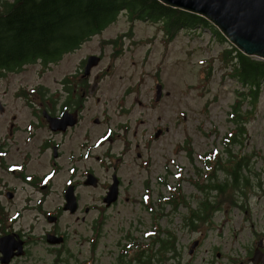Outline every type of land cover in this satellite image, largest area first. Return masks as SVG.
I'll return each instance as SVG.
<instances>
[{"label":"rangeland","instance_id":"rangeland-1","mask_svg":"<svg viewBox=\"0 0 264 264\" xmlns=\"http://www.w3.org/2000/svg\"><path fill=\"white\" fill-rule=\"evenodd\" d=\"M157 24L151 20L131 21L126 12H121L117 21L66 53L58 63L44 65L43 69L40 61L29 63L22 71L3 77L0 91L7 86L38 83L63 89L64 77L78 71L82 59L90 54L101 56L84 85L88 94L85 122L92 131L94 144L90 150L94 153H85L81 161L83 169L96 167L103 180L119 167L122 193L115 205L104 209L110 219L104 237L107 244L98 240L93 249L96 234L88 228L86 239L76 240L85 241L73 247L77 250L80 246L81 252L77 251L71 262L83 259L87 264H114L119 252L115 241L125 231L117 227H127V221L138 216L164 213L178 220V216H193L195 210L202 218L198 233L185 235V257L192 244L189 238L199 237L202 243L196 251L198 264L208 263L216 244L221 246L222 256L214 252L215 264H242L240 260L246 259L248 249L264 234V84L256 102L239 95L245 86L231 74L220 53L227 43L213 35L209 26L179 27L173 38L166 40ZM82 73L79 78L71 74L73 84L81 81ZM159 83L162 93L157 98ZM58 93L64 96L62 91ZM94 116L100 121L103 118V123L95 122ZM1 118L0 112V123ZM158 127L163 131L156 136ZM1 133L0 125V136ZM109 149L117 156L108 157ZM68 152L66 149L65 154ZM96 153L103 156L96 159ZM237 162L244 164L239 187L228 185L219 191L213 183L231 181L233 174L225 165L235 168ZM246 176L250 178L247 183ZM55 183L62 185L58 179ZM79 188L83 203L100 204L101 186L81 184ZM233 188L243 206L231 204V191L224 196ZM179 193L183 198L173 199ZM58 194L48 197L47 207L59 203ZM220 197L216 210H208L205 215L203 201ZM100 208L87 213L88 221L102 215ZM36 212L29 210V222L34 225L33 231L41 235L50 224ZM68 218L76 219L75 215H66ZM24 222L27 224L26 219ZM71 242L74 245L75 240ZM45 249V244L34 247L22 264H50L52 255ZM92 256L94 260L89 262ZM244 264L249 263L246 260Z\"/></svg>","mask_w":264,"mask_h":264},{"label":"flooded vegetation","instance_id":"flooded-vegetation-1","mask_svg":"<svg viewBox=\"0 0 264 264\" xmlns=\"http://www.w3.org/2000/svg\"><path fill=\"white\" fill-rule=\"evenodd\" d=\"M39 63L43 69L44 64ZM85 67L86 58L81 60L78 71L67 75L72 79L71 74H77L79 78L80 72H83L80 75L81 81L74 83L73 87L52 89L38 83L29 87L7 86L0 91V238L7 237L4 246L13 247L15 252L23 248V251L14 254L9 262L2 260L3 253L0 250V264H22V259L30 256L34 247L38 248L39 244H45L46 253L52 255L50 264H78L79 261L81 264H87V260L83 259L76 262L70 260L76 257L77 251L81 252L80 246L77 250L73 247L85 241L76 240L86 239L84 235L87 234L88 228L96 234L92 242L93 249L98 240L99 243L107 244L104 237L107 234L106 224L110 219L104 215V209L118 202L123 179L117 172L119 167H116L106 180L102 179L93 165L83 169V155L94 153L90 150L94 144L91 143L92 131L88 128L87 120L85 122L88 94L84 85L88 84L87 76L91 74H85ZM20 71L22 70H9L3 77ZM79 84L81 86H78ZM60 91L64 96L57 94ZM60 117L62 119H59ZM74 119L76 121L72 124ZM93 120L98 124L103 123V118L100 121L98 116H94ZM158 131L161 134L163 129L158 127L155 135ZM66 149L69 150L67 155ZM94 156L100 159L103 155L96 153ZM107 156L113 158L117 153L109 149ZM120 159L121 156L118 157V160ZM101 168L100 165L99 170ZM104 168L108 169V166ZM10 174L14 178L10 177ZM55 179L62 182V185L56 184ZM114 183H117L116 188ZM81 184L102 187L98 194L100 204H86L81 201ZM55 192H59V203L47 207L48 197ZM68 202L70 206L66 207ZM98 206H101L102 215L88 221L90 218L87 213ZM72 207H75V210H71ZM31 209H36V213L42 214L50 224L41 235L33 231L34 225L29 222L28 214ZM66 215H75L76 219H65ZM178 217L180 219L177 220L176 216L164 213L148 217L138 216L127 221V227H117L125 228V231L122 232L123 236L115 241L119 252L114 264H198L199 254L196 251L202 243L201 238L188 237L192 241V244L188 245V257H185L184 238L190 233H198V222L202 216L199 218L194 210L193 216ZM80 224L83 225L82 228ZM261 238L264 244L263 234L257 238L254 246L248 249L246 259L240 260L242 264L246 260L249 264H254L252 258ZM72 239L75 240L74 245ZM220 249L219 244L212 247L211 258L207 264H215L217 261L214 252L222 256ZM260 250L264 252V246H260ZM93 260V256L88 259L89 262Z\"/></svg>","mask_w":264,"mask_h":264},{"label":"trees","instance_id":"trees-1","mask_svg":"<svg viewBox=\"0 0 264 264\" xmlns=\"http://www.w3.org/2000/svg\"><path fill=\"white\" fill-rule=\"evenodd\" d=\"M121 12H126L131 21H157L166 40H171L179 27L209 26L213 35L222 43H227L220 53L231 74L237 76L245 86L239 95L257 101L264 84V59L241 51L203 15L167 5L160 0H3L0 10V79L9 70H22L29 63L40 61L47 66L58 63L66 53L79 48L86 40L102 33L117 21ZM63 84L65 87L74 86L71 77L67 76ZM225 166L233 178L231 181L226 179L213 183L219 191L228 185L239 187L241 182L244 164L237 162L235 168ZM245 179L246 183L250 180L249 176ZM228 193L229 197L234 195L231 204L243 206L236 198L234 188L227 190L224 196H228ZM182 198L180 193L174 197L175 200ZM220 199L222 197L216 201L208 198L203 201L205 215L209 214L208 210H216Z\"/></svg>","mask_w":264,"mask_h":264},{"label":"water","instance_id":"water-1","mask_svg":"<svg viewBox=\"0 0 264 264\" xmlns=\"http://www.w3.org/2000/svg\"><path fill=\"white\" fill-rule=\"evenodd\" d=\"M161 2L198 13L206 17L213 23L223 35L241 51L248 55H254L264 59V0H160ZM101 56L90 54L86 59L85 74L91 72L92 67L98 64ZM162 93L161 83L157 86V98ZM59 119H62L61 117ZM76 120L72 121L73 124ZM160 131L156 133L159 134ZM115 188L117 183L113 185ZM117 190V189H116ZM70 206L68 202L66 207ZM71 210H75L72 207ZM7 237L0 238V250L2 260L9 262L14 254H19L23 248L14 251L12 248L4 246ZM263 238L258 242L259 246L255 250L252 258L254 264L263 262L264 252L260 250Z\"/></svg>","mask_w":264,"mask_h":264}]
</instances>
